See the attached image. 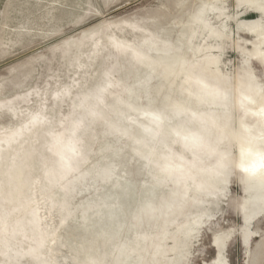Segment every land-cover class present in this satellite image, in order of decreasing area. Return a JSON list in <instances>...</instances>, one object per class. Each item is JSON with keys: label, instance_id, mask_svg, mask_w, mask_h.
Listing matches in <instances>:
<instances>
[{"label": "rangeland", "instance_id": "374dc122", "mask_svg": "<svg viewBox=\"0 0 264 264\" xmlns=\"http://www.w3.org/2000/svg\"><path fill=\"white\" fill-rule=\"evenodd\" d=\"M262 156L264 0H0V264H264Z\"/></svg>", "mask_w": 264, "mask_h": 264}, {"label": "snow or ice", "instance_id": "6c2138e0", "mask_svg": "<svg viewBox=\"0 0 264 264\" xmlns=\"http://www.w3.org/2000/svg\"><path fill=\"white\" fill-rule=\"evenodd\" d=\"M260 167L264 168V156L261 157V164H260ZM244 171H252V172H254L255 169L244 168Z\"/></svg>", "mask_w": 264, "mask_h": 264}, {"label": "bare ground", "instance_id": "6f19581e", "mask_svg": "<svg viewBox=\"0 0 264 264\" xmlns=\"http://www.w3.org/2000/svg\"><path fill=\"white\" fill-rule=\"evenodd\" d=\"M256 144V143H255ZM257 147V146H256ZM255 148V147H254Z\"/></svg>", "mask_w": 264, "mask_h": 264}]
</instances>
